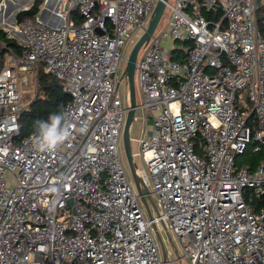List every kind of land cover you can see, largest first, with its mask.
<instances>
[{
  "label": "built area",
  "instance_id": "1",
  "mask_svg": "<svg viewBox=\"0 0 264 264\" xmlns=\"http://www.w3.org/2000/svg\"><path fill=\"white\" fill-rule=\"evenodd\" d=\"M158 1L48 0L46 21L43 9L16 20L25 45L0 70V264H264V207L253 211L244 192L264 194V161H236L264 145V0L166 1L167 22L135 68L136 110L153 127L133 152L156 198L150 218L121 162L131 101L115 76ZM217 8L220 20L203 13ZM178 40L185 60L172 58ZM40 65L71 96L73 134L52 152L18 138ZM160 225L174 241L166 260Z\"/></svg>",
  "mask_w": 264,
  "mask_h": 264
},
{
  "label": "trees",
  "instance_id": "2",
  "mask_svg": "<svg viewBox=\"0 0 264 264\" xmlns=\"http://www.w3.org/2000/svg\"><path fill=\"white\" fill-rule=\"evenodd\" d=\"M25 0H8L3 1L4 12H8L11 8L15 7V10L20 8L17 6L19 2ZM45 0H36V2L28 10H22L18 15L17 19L19 20L23 15H32L37 16L41 10ZM29 6V2L25 3L21 8H26ZM203 13L208 19H218L223 16V12L220 8H217L216 11H207L203 10ZM13 12L9 15L7 21H3L2 25L6 26L11 32L16 30L14 23L12 22ZM74 19L79 23L82 18L79 12L75 11L73 13ZM9 31V32H10ZM0 39L4 42V47L0 51L1 55V66L0 70L3 68L4 55L9 50H14L17 53H20L23 50L21 46L15 39L8 37V34L5 30L0 29ZM178 48H175L172 53L173 59L185 60L186 53L184 50L183 53H179ZM71 101V96L69 93L63 90L59 80L50 73H47L44 70L43 65L39 66L37 74V92L34 99L31 101L29 107L24 109L19 115V124H20V135L18 138L26 137L30 134H33V124L34 121L39 119H47L48 115L51 112L65 110L66 105ZM252 167H254L252 165ZM245 198L252 208L253 211L257 212L264 207V194L261 196H256L253 194L251 189H246Z\"/></svg>",
  "mask_w": 264,
  "mask_h": 264
},
{
  "label": "rangeland",
  "instance_id": "3",
  "mask_svg": "<svg viewBox=\"0 0 264 264\" xmlns=\"http://www.w3.org/2000/svg\"><path fill=\"white\" fill-rule=\"evenodd\" d=\"M33 0H28L29 2V5L30 3H32ZM173 1V0H171ZM48 2V0H45L42 7H41V10L46 6V3ZM22 3V2H19V4ZM40 10V11H41ZM13 12V15L14 13L16 12L15 10V7L11 8L9 10V13L11 14ZM168 14H169V9L166 8L165 11H164V14L157 26V29H156V32H158L161 28H163L167 22V19H168ZM12 15V16H13ZM45 15H47V13H45ZM264 19V17H263ZM12 22L14 23V26H15V23L16 21L14 20V18H12ZM262 25H264V22H262ZM16 28V27H15ZM0 29H3L5 30L6 32L7 31H10L6 26L0 24ZM17 30H14V31H10V32H7L8 34V37H11V38H14L15 40L18 39L20 36L18 34V32H16ZM138 39H135L134 41H129L125 47L123 48V59L121 61V65H120V68L118 70V73L117 75L115 76L117 81H120L121 79V76L123 74V71L127 65V61H128V58L131 54V51L136 43ZM18 41V40H17ZM175 44V47H178L182 50H186L187 49V43H184L183 41H175L174 42ZM144 52V48H142L139 52V58L141 57V55L143 54ZM179 52H182V51H179ZM9 58H10V54L9 52H6L5 55H4V61L5 63L3 62V65H7L8 62H9ZM127 77H124L121 81H120V84H119V95L121 97V100L123 102L124 105L127 104ZM135 84H136V101H137V104L138 105H141L142 102H143V97H142V93H141V89H140V86H139V82H138V77L137 75L135 74ZM29 94H28V99L29 100H33L34 98V95L32 94V92L28 89L27 91ZM145 114L146 112L142 109V108H138L136 110V120L133 122L132 126H131V142H132V151L134 153H139L141 152V144H140V139L143 138V136L145 135L146 137H148L152 132H153V127H152V121L151 123L149 124L148 127H146L145 125ZM121 148H120V155H121V162L125 168V171H126V174L127 176L130 178V179H133V175H132V171H131V168H130V165H129V162L127 160V157H126V154L124 152V149H123V140L121 138ZM253 147L254 145L253 144H249V147L246 149L245 153L244 154H241V155H238L237 158H236V161L238 163V165H248V166H251L252 165L254 167L252 168H256L262 161H264V145H262V151L260 152H255L253 150ZM135 162L136 164L139 166V167H143L144 166V163H143V160H142V157L141 156H135ZM143 192L144 194L146 193V190L143 188ZM148 200H149V197L147 196ZM154 201H155V196L153 197ZM143 203V202H142ZM149 205H150V208L152 210V212H155L156 209L154 207V205L152 204V202L149 200ZM143 208L145 210V215L146 217H149V214H148V211H147V208L146 206L144 205L143 203ZM159 230H160V234H161V238L164 242V245L167 249V252L169 254H171V251L173 250L174 251V248H173V244L170 242L169 240V237L167 235V232L165 230V228L163 227V225H160L159 226ZM157 236V234H156ZM158 238V236H157ZM159 241V239H158ZM176 245L178 246L179 248V245L176 243ZM173 256L169 255L168 256V259H172ZM186 264H190L188 260H186Z\"/></svg>",
  "mask_w": 264,
  "mask_h": 264
},
{
  "label": "water",
  "instance_id": "4",
  "mask_svg": "<svg viewBox=\"0 0 264 264\" xmlns=\"http://www.w3.org/2000/svg\"><path fill=\"white\" fill-rule=\"evenodd\" d=\"M166 1H168V0H159L158 1L157 5L155 7V10H154L152 20L149 24V27H148L147 31L142 35V37L136 41V43H135V45L131 51V54L128 58L127 65H126V67L123 71V74L121 76V79H123L124 77H127L128 84L130 87V101H131V106L129 107L125 126H124V130H123V149H124V152L126 154L127 160L129 162V165H130V168L132 171V175H133V179H134L136 186H137V189L141 195V200L144 203V205L146 206L150 218L152 217V210H151L150 205H149V200L152 202V204L154 205L156 210H157V207H156L154 199H152V197L149 195L150 192H149L148 188H146L144 185H143V188L146 190V193L148 194L149 200L143 193V189H142L143 182H142L141 178L138 176V174L136 173V162L134 161L130 132H131V126L136 119V107H137L136 84H135L136 62H137L138 55H139L141 48L148 44V42L150 41V39L152 37V34L155 32L163 14H164V11L166 8ZM35 2H36V0H33L32 3H30V5L26 8H21V6H23L25 3H27V0L18 4L17 6L20 9L16 10V12L14 13L12 18H14V20L16 21L17 15L22 10L30 9L31 6ZM67 7L68 6H66V8ZM45 13H46V10L43 9L42 13H41V18L43 19V21L47 20L46 19L47 17H45ZM7 32H9V31H7ZM70 202H73V200L71 199ZM154 230L158 236L159 242H160L161 247H162L163 256H164V259L166 260L167 259V250H166L164 242L161 238L160 231L158 230V228L156 226H154ZM166 232H167V235L169 237L170 242L172 244H174V241L172 239L170 232H168L167 230H166ZM176 253L178 254V251H176Z\"/></svg>",
  "mask_w": 264,
  "mask_h": 264
},
{
  "label": "clouds",
  "instance_id": "5",
  "mask_svg": "<svg viewBox=\"0 0 264 264\" xmlns=\"http://www.w3.org/2000/svg\"><path fill=\"white\" fill-rule=\"evenodd\" d=\"M73 125L65 110L51 112L47 119L37 118L33 124L32 144L40 152H52L70 139ZM50 191L55 192L56 188Z\"/></svg>",
  "mask_w": 264,
  "mask_h": 264
},
{
  "label": "crops",
  "instance_id": "6",
  "mask_svg": "<svg viewBox=\"0 0 264 264\" xmlns=\"http://www.w3.org/2000/svg\"><path fill=\"white\" fill-rule=\"evenodd\" d=\"M1 1H8V0H1ZM3 12H4V8H3ZM5 14V16L7 15L8 17H9V15H10V13H9V11L8 12H6V13H4ZM3 14V15H4ZM2 14H1V16H0V24H2V16H3ZM45 17H46V15H45ZM47 19V18H46ZM17 30V29H16ZM16 32H18V34L20 35V36H18L19 38L18 39H16V41L21 45V46H24L25 45V39H24V37H23V35H22V33H20V31L19 30H17ZM14 39V38H13ZM4 63H5V61H4Z\"/></svg>",
  "mask_w": 264,
  "mask_h": 264
},
{
  "label": "bare ground",
  "instance_id": "7",
  "mask_svg": "<svg viewBox=\"0 0 264 264\" xmlns=\"http://www.w3.org/2000/svg\"><path fill=\"white\" fill-rule=\"evenodd\" d=\"M3 2V1H2Z\"/></svg>",
  "mask_w": 264,
  "mask_h": 264
}]
</instances>
